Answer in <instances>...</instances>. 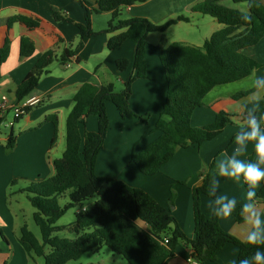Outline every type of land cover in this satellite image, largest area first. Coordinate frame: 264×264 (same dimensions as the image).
Instances as JSON below:
<instances>
[{"label": "trees", "instance_id": "16d2710c", "mask_svg": "<svg viewBox=\"0 0 264 264\" xmlns=\"http://www.w3.org/2000/svg\"><path fill=\"white\" fill-rule=\"evenodd\" d=\"M78 2L85 14V24H78L82 39L93 38L103 33H121L113 36L108 42V50L119 49L125 42L136 44L137 55L141 43L150 33L166 29L179 21H188L180 17L157 27L147 19H120L122 7H130L148 0H97L94 8L87 0ZM225 0H204L192 9L193 12L208 15L223 25L206 40L202 48L175 43L168 50L169 93L168 110L171 121L158 120L156 127L161 137L147 146L136 158L135 164L145 176H155L174 157L177 148L189 145L200 146L218 137L232 123V116L220 112L211 125L193 127L191 117L194 111L202 107L205 96L214 88L234 83L249 77L261 67L250 58H238L242 49L257 45L264 38V5L257 0H230L235 4H245L246 11L231 9L221 5ZM108 12L112 19L108 28L102 32L92 30V15ZM250 16L246 22L241 17ZM52 16L56 21L70 19L62 17L55 9ZM23 23L30 29L38 27V22L25 17H12L8 26ZM34 43L22 38L20 53L23 58L34 54ZM10 53V40L0 48L1 66ZM74 53L65 50L61 62L65 64L74 57ZM55 52L48 51L35 63L34 67L16 91L19 102L30 96L38 87L43 75L49 73L48 68L55 59ZM128 60L117 61L120 71L128 68ZM131 78L125 83L121 92H116L113 84L95 86L85 83L73 97L74 106L66 120V147L61 158L54 160L55 174L38 183L30 184L26 193L32 207L36 210L33 219L41 232V242L23 226L20 230L19 242L29 256L43 257L45 264H67L77 261L90 252L108 247L114 254L122 257L128 264H169L175 257L176 249L181 244L190 246L192 256L197 262H214L218 253L228 244L238 248V259L250 257L258 246L248 245L240 241L220 226V218L214 214L207 219L201 210L200 196L207 195L214 199L208 191L211 172L204 177V185L192 192L195 221V237L189 239L184 234L170 210L161 206L150 194L132 188L122 181L99 177L96 174V160L103 148L109 127L107 103L113 104L124 119L138 118L130 108L132 94ZM249 95L241 92L234 96L238 100ZM31 109H28V113ZM264 110V104H262ZM27 113V114H28ZM24 116L17 118L19 121ZM89 118H97L98 129L88 132L86 122ZM5 119L0 118V124ZM54 124L53 147L58 131L57 117L46 119ZM17 144V136L12 129L6 143L8 152H12ZM257 192L258 201H264V182ZM245 187H247L245 185ZM68 195L69 202L61 206L59 199ZM97 195L99 199L93 208L76 214L73 224L68 226L77 236L75 239L54 238L53 234L62 228L56 223L72 208ZM175 193H172L170 208L174 206ZM240 207L229 219L243 223ZM139 222L148 226L143 229ZM173 227V229H171ZM0 234L2 231L0 229ZM168 243L165 244L164 240ZM264 250V246H259ZM49 248V252L46 249Z\"/></svg>", "mask_w": 264, "mask_h": 264}, {"label": "crops", "instance_id": "0c3cea01", "mask_svg": "<svg viewBox=\"0 0 264 264\" xmlns=\"http://www.w3.org/2000/svg\"><path fill=\"white\" fill-rule=\"evenodd\" d=\"M87 1L94 8L97 7V0ZM203 1L148 0L130 7H122L121 20L143 18L157 27L180 17L188 20L179 21L166 29L150 33L140 45L134 67L137 48L135 43L127 41L117 50H108L109 40L122 31L82 39L77 25L85 24V14L78 2L74 0H0V48L4 46L6 39L10 40V53L1 66L0 103L4 97L10 103H19L16 98L17 88L35 63L48 51H54L56 56L48 68L49 73L41 77L38 87L31 94L42 97V102L33 107L22 118V124H19L20 133L16 135L17 144L9 156L11 178H21L27 182L28 187L32 183L43 182L55 174L53 162L59 159L56 156L60 154L62 156L65 151V126L67 117L74 106L73 97L83 84L91 83L95 86L113 84L116 90L117 83L124 89L125 83L131 78L132 94L129 105L138 118L124 119L113 104L107 103L106 109L110 123L103 148L96 160L97 176L122 181L132 188L150 194L161 206L170 210L189 239L195 237L192 192L195 188L204 185V177L208 172L213 170L208 181V188L213 181L218 180L217 195L225 194L235 197L239 207L244 202L246 194L243 179L236 182L220 177L215 171V162L223 158L224 153L231 155L236 146L235 135L243 123L241 105L251 97L248 95L236 100L234 96L249 91L248 85L252 75H264V38L257 45L242 49L237 55L241 59H253L261 67L255 69L243 80L214 88L205 96L202 107L197 108L191 117L193 127H204L211 125L220 112L231 115L232 123L218 137L200 146L189 145L187 148H177L174 157L155 176L143 175L135 164L138 155L161 137L162 133L156 127L158 120H165L163 118L165 115L170 116L168 110L169 48L175 43L202 48L214 32L223 28V25L214 18L192 11ZM228 1L230 0L221 2V5L246 11V5L235 7L229 5ZM257 1L264 5V0ZM53 9L72 22L56 21L52 16ZM18 16L36 21L39 25L30 29L23 23L17 22L9 27L8 20ZM195 18L203 22L208 21L210 27V31L202 37L200 43L190 44L185 40L168 39L172 29L190 25L191 20ZM111 19V13H94L92 30L96 33L106 30ZM22 38H28L34 43L35 51L29 58L21 56ZM65 50H70L75 55L63 64L61 56ZM119 60H128L130 65L124 71H120L117 67ZM51 116L57 117L58 120L57 138L53 147L51 142L54 137V124L46 120ZM86 129L88 132L97 131V118H89ZM7 139L8 136L0 135V148L3 152L6 151ZM53 148L55 153L52 152ZM241 159H255L254 143H249ZM260 189L261 185L257 192ZM173 192L175 193L174 206L170 208ZM212 200L207 195L200 196L201 210L207 219L212 218L213 215L209 207ZM258 206L264 210V201L259 200ZM78 212L80 211L75 213V219ZM60 221L62 220H59L56 226L62 228L61 231L70 230L68 226L75 222L74 220L68 224H59ZM139 225L148 230V226L144 223L139 222ZM4 226L5 220L0 213V228ZM220 226L245 242L247 226L244 222L237 223L233 219L220 218ZM46 252H49V249H46ZM192 253L190 246L181 244L177 247L175 257L169 264H234V262L239 264L238 248L232 244L226 245L218 253L214 262L199 263L193 258ZM36 258H42L44 261L43 257L29 256L20 242L15 245L7 243L6 240L0 242V264H39Z\"/></svg>", "mask_w": 264, "mask_h": 264}, {"label": "clouds", "instance_id": "9594fccd", "mask_svg": "<svg viewBox=\"0 0 264 264\" xmlns=\"http://www.w3.org/2000/svg\"><path fill=\"white\" fill-rule=\"evenodd\" d=\"M249 22L250 16L243 14L241 17ZM249 97L246 103L241 105L243 109V123L235 135V148L231 155L223 154L215 162V171L220 177L229 178L240 182L243 179L246 187L244 202L239 205L240 216L247 226L245 231V243L258 246L250 257L239 260V264H264V210L258 206L257 189L264 182V75H252L248 85ZM171 121V116L163 117ZM249 143H254L255 159H241L246 153ZM219 181H213L209 186V194L214 197L209 203L213 214L218 218H229L236 211L238 201L235 197L225 194L217 195ZM235 264V262H234Z\"/></svg>", "mask_w": 264, "mask_h": 264}, {"label": "rangeland", "instance_id": "374dc122", "mask_svg": "<svg viewBox=\"0 0 264 264\" xmlns=\"http://www.w3.org/2000/svg\"><path fill=\"white\" fill-rule=\"evenodd\" d=\"M228 4L235 7L245 6V4H235L230 1H228ZM208 31H210L208 21L203 22L201 19L195 18L194 20H191L190 25H182L181 27H175L172 29L168 35V39L185 40L190 44L200 43L202 37H204ZM122 90L123 88L117 83L115 91L121 92ZM14 118L15 113L13 110H10L6 114L4 122L0 124V135H2V137L9 136L12 129L14 130L15 135L20 133L18 130L20 127L19 124H22L23 119L16 121ZM9 122H13L14 126H7L6 123ZM52 152L55 153L54 148ZM11 153L12 152H8L7 149L3 152L0 148V213L5 220V226L0 228L2 231V235L0 234V242H5L6 240L7 243L12 245L19 244L18 240L20 238V230L23 226H26L27 229L37 238V240L41 242L40 229L33 219V215L36 210L32 207L30 201L28 200L27 194L23 193V190H21L27 187V182L23 181L21 178H11V158L9 157ZM56 157L60 158L61 154ZM98 199L99 197L95 195L91 199L83 202L81 205L70 209L60 219L62 221H60L59 224H68L70 221H74L75 213L77 211H82L84 208H93ZM68 202L69 197L67 194L59 199V204L61 206L66 205ZM76 236L77 235L70 230H60L53 234L54 238L59 239L67 238L73 240ZM123 260L124 259L122 257L114 254L108 247L104 246L100 251L87 253L80 258V261H72L69 264H121L122 262H126ZM36 262L44 264L42 258H36Z\"/></svg>", "mask_w": 264, "mask_h": 264}, {"label": "built area", "instance_id": "2783aa9c", "mask_svg": "<svg viewBox=\"0 0 264 264\" xmlns=\"http://www.w3.org/2000/svg\"><path fill=\"white\" fill-rule=\"evenodd\" d=\"M41 102H42V97L32 96V95L28 96L27 98L16 104L10 103V101L6 97H4L0 103V118L5 119L6 114L10 110H13L15 113L14 119L17 120V118L27 115L28 109H32L33 107L38 106ZM6 125L13 127L14 123L9 122L6 123ZM84 210L85 209H83V211ZM164 243L167 244L168 240L165 239Z\"/></svg>", "mask_w": 264, "mask_h": 264}]
</instances>
